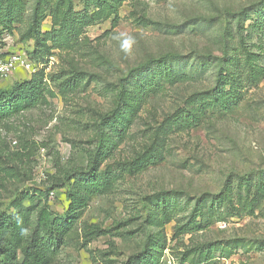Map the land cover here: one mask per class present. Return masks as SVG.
<instances>
[{"label": "rangeland", "instance_id": "374dc122", "mask_svg": "<svg viewBox=\"0 0 264 264\" xmlns=\"http://www.w3.org/2000/svg\"><path fill=\"white\" fill-rule=\"evenodd\" d=\"M37 29L40 83L0 75V96L30 99L0 119L6 237L8 215L64 221L91 172L43 264H264V0H0L2 58Z\"/></svg>", "mask_w": 264, "mask_h": 264}, {"label": "trees", "instance_id": "16d2710c", "mask_svg": "<svg viewBox=\"0 0 264 264\" xmlns=\"http://www.w3.org/2000/svg\"><path fill=\"white\" fill-rule=\"evenodd\" d=\"M12 19L13 17L11 16V22ZM46 40L45 35L41 34L39 29H37L34 34V45L29 52L30 59L35 62L37 67L45 62L50 54L49 47L45 45ZM42 71L43 68H38L34 73L30 74L29 81L23 84L28 86L29 89L38 85ZM70 86H74V82ZM20 98L15 95L0 96V119L15 113L19 109L21 105ZM21 99L30 100L26 97ZM108 151V148H104L101 143H98L94 149V156L99 157L105 154L103 157H106L109 154ZM74 182H76V185L73 193L69 192L67 194L69 216L64 221H57L52 218L51 212L47 207L43 206L38 212L36 223L31 233H28L26 226L20 220L13 215H8L6 217V231L9 233V237H6L4 225L0 222V264L44 263L46 249L56 248L61 243L63 235L70 229L75 220L76 212L84 207L90 196L99 192L101 188L99 177L91 172L82 173ZM107 232V230L97 227H90L87 231L86 239L91 240ZM18 242L25 243V247L17 250L16 243ZM165 248L162 247L161 254Z\"/></svg>", "mask_w": 264, "mask_h": 264}, {"label": "built area", "instance_id": "2783aa9c", "mask_svg": "<svg viewBox=\"0 0 264 264\" xmlns=\"http://www.w3.org/2000/svg\"><path fill=\"white\" fill-rule=\"evenodd\" d=\"M1 53V50H0ZM17 68H22L29 74L37 70V65L30 59L28 53L13 51L5 58L0 56V75L8 76Z\"/></svg>", "mask_w": 264, "mask_h": 264}, {"label": "clouds", "instance_id": "9594fccd", "mask_svg": "<svg viewBox=\"0 0 264 264\" xmlns=\"http://www.w3.org/2000/svg\"><path fill=\"white\" fill-rule=\"evenodd\" d=\"M124 50H125V51H127V50H128V48H127V47H125V48H124Z\"/></svg>", "mask_w": 264, "mask_h": 264}]
</instances>
